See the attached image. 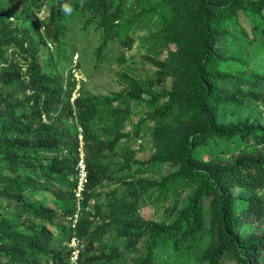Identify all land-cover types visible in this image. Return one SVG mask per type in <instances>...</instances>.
Wrapping results in <instances>:
<instances>
[{"label": "trees", "instance_id": "16d2710c", "mask_svg": "<svg viewBox=\"0 0 264 264\" xmlns=\"http://www.w3.org/2000/svg\"><path fill=\"white\" fill-rule=\"evenodd\" d=\"M128 1L0 0V264H69L72 235L83 245L78 264H220L223 257L226 264H264V110L259 109L264 73L248 55L252 44L264 40V0H145L124 19L122 6ZM64 3L73 8L70 15L62 13ZM256 19L263 28L254 24ZM74 20L81 22L82 32L91 25L101 33L98 57L122 34L120 42L130 46L129 32L150 28L152 22L166 26L157 46L173 45L175 56L168 58L172 62L165 71L158 64L157 76L171 77L172 89L155 91L130 80V89L101 100L78 93L71 102L75 50L65 41ZM230 22L242 33L243 54L229 47L225 25ZM44 47L49 49L46 64ZM229 63L238 69H223ZM126 100L147 104L139 125L161 121L176 106L183 116L180 126L166 134L165 128L153 129L155 144L149 148L156 156L147 160H172L176 171L159 182H127L129 189L119 193L110 185L119 182L114 174L124 166L111 174L103 160L118 156L114 146L125 136L103 132L95 144L98 130H92L93 122L107 118L105 107L112 108L111 116H129V106H115ZM225 108L248 109L254 118L223 123L219 115ZM77 126L82 128L89 182L72 228ZM222 142L229 158L202 162L199 148H217ZM123 152L125 159L133 153L128 148ZM153 186L161 202L169 192L185 194L168 221L137 216L143 194ZM38 191L51 195L52 202H30L27 195L35 197ZM90 198L95 203L89 211ZM117 229L124 235V250L113 244L120 235L109 240ZM187 237L189 243H183ZM143 239L138 252L135 246Z\"/></svg>", "mask_w": 264, "mask_h": 264}, {"label": "rangeland", "instance_id": "374dc122", "mask_svg": "<svg viewBox=\"0 0 264 264\" xmlns=\"http://www.w3.org/2000/svg\"><path fill=\"white\" fill-rule=\"evenodd\" d=\"M144 1L145 0H129L122 6V17L124 19L129 18L141 6L142 2L145 3ZM43 15L44 10L39 12V18L43 19ZM84 19L85 17L81 18V22H83ZM81 22L78 20L73 21L72 25L69 27L68 38L65 41L68 46H71V48H74L75 50L72 60L77 54L79 61L80 70L77 71V75L80 79L79 85L76 87L78 93H84V97L93 96L95 100H101L106 96H111L114 93L130 89V80L141 84H148L151 89L155 91L172 89L173 79L171 77L166 80H160L157 76V73L161 70L158 64H164L162 71H165L168 65L171 64L170 62H172V60L168 58H174L175 56L174 53H171V51L175 49L173 45L170 44V48H159V46H157L159 41L163 39L159 35L167 31L166 26L157 27L158 23L152 22L150 28L140 27L135 32H129L127 37L132 39V44L130 46H126L120 42L122 39L124 40L125 34H122L119 41L114 39L110 40L108 45L102 50L101 55L98 57L96 51L101 43V33L95 31L91 25H89L85 31H80L79 28L81 27ZM232 23L234 22L225 25L231 34V37L227 36V42H229V47L233 48V53H236L237 55L243 54L241 51L243 47L241 41V38L243 39L242 33ZM254 24L263 28L260 19H256ZM177 50H180L179 46L177 47ZM48 51L49 49H46V47L42 48V62L45 64L47 62ZM248 55L252 59L253 66H256L259 71L264 73V40L256 41L252 44L248 51ZM58 65L60 67L66 66L64 62H60ZM238 67L239 65L237 64L229 63L227 66L223 67V69L234 71L238 69ZM64 74L66 76L67 71H64ZM143 98L150 99L148 95H144ZM120 105L129 106L131 108L129 116L125 117L123 114L111 116L110 112L112 111V108L105 107L103 111L108 115L107 118L101 120L100 124L93 122L95 127H93L92 131L96 132L98 130L95 144L103 138V135L101 134L103 132L108 131L114 133L119 131L124 134L125 137L118 142L117 146L115 145L116 147L114 146V153L118 156L115 155L116 158L111 157L110 159H105L103 161L105 164L110 165L108 169L111 174H113L114 171L117 172L121 165L124 166V169L121 172L114 174L119 182L110 185V190L112 188H117L116 191L118 190L119 193H125L129 189V186L126 184L127 182L136 179H146L159 182L163 177L176 171L172 160H166L163 162L158 160L147 162V160L153 159L156 156L155 151L150 149L155 144L152 140L153 129L165 128V130H163L165 134L169 130L176 129L180 126V117L183 116V113L180 111V108L176 106L174 110L164 115L161 121L158 120V122L151 120L145 125H139L140 120L143 117L142 113L147 110V104L143 102L136 103L130 100L121 101L120 103L117 102L115 104L116 108H120ZM259 109L264 110V105L259 107ZM254 110L257 111L258 107L255 106ZM248 111V109H242L237 112H232L231 110L226 109L220 113L219 119L223 123H230L251 116L252 120L255 113ZM171 134L174 135V131ZM124 148H128L133 152L132 154H128L127 159H125L123 155ZM199 152L202 162L205 163L211 161L220 162L229 158V154L226 152L225 142L220 143L217 148H213L210 145L200 147ZM131 157L132 159H130ZM103 190L107 192L109 189L104 188ZM27 197L30 202L39 200V202L44 205L50 204V202H52L51 198H53L44 191H38V195L35 197L31 198L28 195ZM184 197L185 194L183 192H181L179 196L169 192L165 200L161 202L159 201L158 189L153 186L143 194L142 201L144 202L141 203L137 216L143 221H168L169 218H172L176 214L174 211L182 206L181 200ZM209 219L210 214L206 213L204 216V223L208 224L207 222ZM100 221L101 220L98 219L95 223L99 224ZM119 235L120 239L113 244H118L119 249L124 250L125 246H123L122 242H125V239L121 231H118V229L111 231L108 235L109 240L113 241L118 238ZM189 241L190 237H187L183 240V243L188 244ZM143 242L144 239L142 240V243L137 245V247L135 246L136 251L142 252V249L138 247H142ZM201 250V248L196 250L198 255L202 253ZM226 263V257H223L220 264ZM115 264H124V262L122 260H116Z\"/></svg>", "mask_w": 264, "mask_h": 264}, {"label": "clouds", "instance_id": "9594fccd", "mask_svg": "<svg viewBox=\"0 0 264 264\" xmlns=\"http://www.w3.org/2000/svg\"><path fill=\"white\" fill-rule=\"evenodd\" d=\"M61 11L63 14L65 15H70L73 12V8L68 4V3H64L61 7ZM39 17V14H38ZM48 48H52L50 44H47ZM71 74L73 75L75 81H76V85H75V89L72 93V97H71V102L73 101V99L75 97H77L78 95V89L76 88L79 85V79L80 77L77 75V71L80 70L79 65H78V58H77V54L76 56L73 57L72 63H71ZM77 136H78V147H77V161H76V165H75V173H74V187L72 189V202H74V206L76 209L75 214L73 215V223L71 225V227L73 228L76 224V221L80 215V211L82 210V208L84 207V201H85V194L87 191V185L89 182V174H88V167H87V161H86V152L84 149V140H83V136H82V128L81 126H77ZM83 176V178L81 177ZM80 178H82L83 180L81 181ZM81 182V183H80ZM78 186H79V191H78V195H76L77 190H78ZM95 203V199L94 198H90L89 200H87V204L85 209L86 210H91V206ZM70 219V220H71ZM77 240V245H72V240ZM83 247L80 238H78L76 235H72L68 241V249L70 250V257H69V264H78V260H79V254H80V250Z\"/></svg>", "mask_w": 264, "mask_h": 264}, {"label": "built area", "instance_id": "2783aa9c", "mask_svg": "<svg viewBox=\"0 0 264 264\" xmlns=\"http://www.w3.org/2000/svg\"><path fill=\"white\" fill-rule=\"evenodd\" d=\"M81 177L83 178V176H81ZM82 178H80L81 181L83 180ZM80 183H81V182H80ZM78 191H79V186H78V190H77V193H76L77 196H79V195H78ZM77 242H78L77 240H74V239H73V240H72V245H74V246L77 245Z\"/></svg>", "mask_w": 264, "mask_h": 264}]
</instances>
